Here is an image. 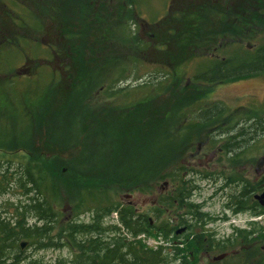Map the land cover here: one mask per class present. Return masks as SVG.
Returning a JSON list of instances; mask_svg holds the SVG:
<instances>
[{
	"label": "trees",
	"instance_id": "16d2710c",
	"mask_svg": "<svg viewBox=\"0 0 264 264\" xmlns=\"http://www.w3.org/2000/svg\"><path fill=\"white\" fill-rule=\"evenodd\" d=\"M19 1L26 4L22 5L24 13H29L34 19L31 26L24 22L23 11L18 9V6L21 5ZM113 1L110 0L111 6H113ZM120 1L122 4L119 6V2L116 0L119 12L122 14L126 9L125 1L129 5L128 16L130 19L136 18L138 9L136 10V7L133 9V5L139 4L138 0ZM83 2V6L75 4L73 8L76 9L80 6V11H83L84 8L86 12L89 9L93 10L87 5L86 0ZM59 3L60 0H0V49L15 48L19 50L22 58L16 65L26 60L34 62L33 65L39 69L43 65H48L52 72L50 88H0V134H3L1 133L3 128H10V133L5 135L7 142L3 140L4 135L0 136V149L12 153L22 152L23 147L16 148V150L2 146H11L12 140L33 143L35 138L42 137L40 134L41 123H46L47 120L44 119L46 116L51 118L53 124H56L53 129L51 125L54 137L60 125L61 129L63 128L64 123H61L60 115L65 106L58 107L56 95L53 92L56 88H52L53 84L55 86L57 83L66 82L71 88L63 103L72 100L74 94L81 95L79 100L82 104L87 101V106L80 110L82 118L78 119V130L75 132L78 140L74 144L80 152L78 155L80 159L76 164L73 163L74 168L70 164L66 165L73 175L72 177L63 175L62 172L56 170L57 162L44 155L26 153L27 155H23L17 162H12L6 155H3V159L0 160V191L5 193L17 187L21 195L19 203L11 204L15 208L13 212H7L5 207L2 208L5 212H0V264H42L39 260H29L23 255L27 245L35 244L38 247L43 245L53 248L71 247L76 251V264H175L177 260L182 261V259L184 264H198L200 255L205 250H218L222 254L228 249L244 245L243 249L231 256L230 260L238 259L237 264H240V260L244 264H264L263 260L254 258L258 252L257 244L264 238V228L257 226L256 222H250L248 228L236 227L235 236L229 238L230 240L212 239L214 234H209L204 223H201L204 221V214L200 211L199 205L192 202L193 193L198 186L194 183V179L188 178L191 175L190 172L193 171L190 168L196 167L195 163L193 164L196 161L195 158L203 156L200 150L201 146L207 150L214 149V145L218 141L215 133L219 134L217 127L230 124L229 118H232L234 114L233 111H229L228 107L221 109L213 117L209 114L211 107L222 105L221 103H210L208 100L207 95L214 90L212 86L264 75V0H172L173 10L171 9L167 13L164 21L167 24H177V26L181 24L180 31L178 30V33L177 31L169 32V39L164 36L161 38V42L154 39L153 45H149L140 37V34L137 35L130 29L124 28V25L120 23L118 32L111 33L107 23L103 22V18L97 17L96 19L108 28L103 35L104 44H100L99 48L95 47L97 51L95 53L88 51L83 56L81 55L83 68L79 67L80 62L75 61L73 55H67L71 64L63 62V69L60 71L53 70L50 61L51 58L57 60L60 57L62 59V54L58 56L56 52L57 54L53 56L52 53L55 52L46 51L40 58L31 59L17 42L18 37L22 40L29 39L23 36L22 31L30 30L33 35L39 36L37 42L43 41L48 49L55 48L54 45L46 41V36L49 35L48 25L42 26L41 21L37 18H48L52 24L60 25L61 23L59 29L64 33L66 43L71 46L70 51L76 46V41H85L86 36L79 35L85 26L84 19L83 23L79 21L80 13H74L76 19L71 25L70 20L68 23L67 20L72 15L68 16L67 11L64 12L66 9L62 8ZM95 4L97 3L95 2ZM102 6L103 9L106 8V4ZM42 7L48 12H44ZM33 10L35 13L32 12ZM72 10L71 8L69 11L71 14L75 11ZM86 16L84 14V18ZM104 16L106 17V15ZM65 18L66 25L63 26ZM156 23H151V26L154 25L153 28H156ZM144 24L151 27L150 23L146 21ZM171 29L170 26L166 30ZM155 30H152V38L154 34L156 37L157 31ZM71 36H76L72 43L69 40ZM87 39L86 37V41ZM111 39H116V43L122 49L125 46L128 47L129 58H125L126 60L120 57L115 58L119 65L123 66L122 69H125L127 64L132 65L131 72L134 74L141 66V62L145 58L144 55L146 56L151 49L162 55L165 54V59L168 64L173 66V70L197 57L214 58L213 63L207 67L206 71L197 73L194 80H190L186 84V86L190 84L188 89L191 91L202 90L205 96L196 97V101L202 100L192 107L187 106L185 109L178 107L176 110L167 112L162 118L149 119V127L146 128L148 122L144 121V117L139 118L138 114L144 115L143 107L149 99L153 98L152 96L162 95L161 91L166 88L165 83L166 81L168 83L172 74L164 75V79L156 85L159 86L155 89L156 92L151 91L148 95L140 93L139 99L133 100V102L127 99V102L122 101V103L116 104L117 96L120 98L130 95L129 90H114L115 82L119 81L118 77H124L129 69L126 72L124 70L116 77H102L101 70L105 66H109L114 59V57H109L111 50L109 51L107 48L109 45L111 46ZM258 39L261 43L257 46L254 41ZM243 42L254 46L251 49H244L245 56L239 57L232 50V44H239L242 47L241 43ZM4 43H7V46L3 47ZM165 45L167 50L161 48ZM102 47L106 50L103 55L100 54ZM222 51L229 56L221 57L218 53ZM124 52L123 50L122 53L124 54ZM46 54L49 56L45 58ZM42 60L45 62L42 63ZM16 65L10 66L3 72L0 70V74L5 76L4 82H0V87L11 80L12 72L17 69ZM34 74H40V70L37 72L36 69ZM31 75L25 76L28 78ZM181 81L182 78L179 77L178 85ZM146 85H151V83L145 82L138 87ZM99 93L106 96L107 99H111L110 103L113 106L100 105ZM133 104L132 109H123L126 105ZM113 107L120 108L121 113L127 112V114L119 116V119L112 122L116 123L114 125H110L111 122L99 123L92 130L90 141L92 144H89L90 142L82 137L83 134L87 138L90 137L89 126L86 122L88 111L90 114L94 109L105 112ZM141 108L142 110L139 111ZM248 110L250 114L245 117L244 123L237 122V119L236 122L234 121L240 127L231 132L232 134H229L224 144L220 146L219 149L223 150V156L220 155L218 159L220 164L229 166L232 171L226 179L227 183L235 182L240 187L230 195L227 206L234 213L248 210L252 215L258 216L264 214V207L254 197L264 190V176L260 179L250 180L240 172L235 173L239 169L256 165L258 156L256 151L264 146L263 140L262 143L259 142L260 134L257 135L256 123H258L259 112L254 108ZM52 113L57 115L55 120ZM166 124L169 125L166 137H162L163 134L159 136L158 130L164 129ZM132 129L133 133L131 134ZM220 130V133H225L223 127ZM128 134L130 136L125 140V136ZM196 134L202 136L198 137ZM48 135L49 141L54 140L50 132ZM143 135L148 138H142ZM121 137H123L124 144L133 139L139 142L138 144L133 142L135 144L131 145L132 153L129 154L128 166L117 170V175H119V179H117L108 173L110 171L108 166L110 160L108 159L121 150V146L116 147L114 143ZM99 138L102 144H99ZM169 138L178 139L180 143ZM93 152H103V154L95 156ZM260 162H264V157L261 156ZM10 163L14 164V167ZM94 164H99L100 169L92 167ZM78 173H81L82 177L76 178ZM84 173L95 175H92L93 178L87 181L83 176ZM96 175L99 176L97 180ZM147 181L151 185L149 184L145 188L148 185ZM161 182L169 186L165 192H157L154 187ZM123 192L128 194L157 192V199L151 206L155 218L147 217L141 212L137 213L134 206L119 202L118 195ZM63 206L69 207L70 211L77 215L91 211L94 215L92 225L65 221L64 218L62 219L63 211H60ZM114 212L119 216L117 223L104 225V219ZM3 213L7 214L3 215ZM10 213L11 215H9ZM174 215L178 218V223L175 224L173 223ZM29 217L36 221L41 220L43 223L41 225L29 224ZM155 220H158L159 224ZM180 225H184L185 231H190L186 237L187 245L184 249L174 246L169 248L164 244L152 248L140 238L143 234L149 237L162 236L164 240H169L171 236L177 238L180 237L177 233ZM93 235L95 237H92ZM241 240L243 241L241 242ZM23 243L25 246L22 245ZM182 251H184V256H181ZM56 264H64V262L59 260ZM211 264H219V262Z\"/></svg>",
	"mask_w": 264,
	"mask_h": 264
},
{
	"label": "rangeland",
	"instance_id": "374dc122",
	"mask_svg": "<svg viewBox=\"0 0 264 264\" xmlns=\"http://www.w3.org/2000/svg\"><path fill=\"white\" fill-rule=\"evenodd\" d=\"M87 5L92 7V11L87 10L88 12L85 11V8L83 11H80V6H78L76 9L73 8L74 5L81 4L82 6L84 5L83 0H60L59 5L66 9L64 12L67 11L68 16H71V18L67 20V23L70 20V24L72 25V22L76 19L74 16L75 12L80 13V20L81 23H83L84 19V24L85 26L83 27L84 29L79 35H85L88 39L86 41L79 40L76 41L77 44L74 46L71 51L70 48L71 46L66 43L65 36L63 35L64 33L60 31L59 26L56 23H51V21L47 19H39L40 24L43 26L45 24L48 25V33L49 35L46 36V41L50 42L54 47H50L49 49L46 48V45L41 42H37L36 40H39V36L33 35L31 31L26 30L22 31L23 36H26V38H31L29 39H24L22 40L20 37H18V43L23 49V52L30 57L31 59H38L40 58L44 52L49 51V52H55L52 53L53 56L58 53V56L62 54V59L59 57V59L55 60L54 58H51L50 61V66L51 68L58 69L59 71L63 69L64 63L71 64V60L68 56L73 55V58H75V61L80 62V68H83L82 62V57L85 54V52H97L95 47L101 46L100 44H104L103 40V35L104 32L108 29L107 27H104V23H107L108 27L111 30V33H117L118 32V24L120 23L121 25H124V28L130 29L132 32L137 33V35L140 34V37L144 41H147L149 45H153L155 43L154 41L157 40L161 42V38L166 36L168 38V33L173 32V31H180L181 24H172V23H165V17L171 9L172 5V0H138L139 4H134L133 9L136 10L138 9V14L136 18L130 19L128 16V8L129 5L126 4L124 1V5L126 9L122 12V14L119 12V6L121 3L120 0L119 6L117 8V3L116 0L111 2L110 0H86ZM76 2V3H75ZM95 2L97 4H95ZM20 6H18V9L20 11H23L22 5H26L23 1H19ZM106 4V8H102V5ZM96 5V6H95ZM113 7V9H112ZM73 9L72 11L73 14H71L70 9ZM102 8V10H101ZM44 12H48L47 9H44L42 7ZM38 12L40 10H37ZM33 13L34 10L32 11ZM23 19L26 25H32L33 24V17L28 13H24L23 11ZM84 14L87 16L84 18ZM99 14V15H98ZM106 15V17L104 16ZM110 15L111 18H110ZM33 16V15H32ZM100 18L103 20L102 22L96 18ZM65 20V21H64ZM63 20V26L66 25V18ZM150 23H156V28L154 25L149 27L147 24H144V22ZM20 26L21 22H19ZM144 24V25H143ZM112 25H114V28H112ZM172 27L171 30H166L169 27ZM121 28V27H120ZM156 29V37L154 34V37L152 38V30ZM108 30V31H109ZM45 34V33H44ZM106 34V33H105ZM47 35V34H46ZM83 35V36H84ZM82 36V37H83ZM108 36V35H107ZM76 36H71L69 40H71V43L74 41ZM262 38V37H261ZM35 39V40H33ZM155 39V40H154ZM169 39V38H168ZM260 39V38H259ZM255 40L254 44L259 45L261 42L260 40ZM3 42V39H1ZM99 42V43H98ZM96 43V45H94ZM242 47L239 44H232L233 48L237 55L239 57H244L245 56V50L244 49H251L253 48L250 46V44H247V42L241 43ZM7 46V43L3 44V47ZM160 47L159 45H157ZM99 48V47H98ZM108 50L110 51L109 57L114 59L110 63L109 66H105L101 70V75L102 77H116L119 74L123 73L124 70L125 72L127 71L124 75V77H118L119 81L115 82L114 90H119V89H125L129 90L130 95L126 96H121L120 98L116 97V104L127 102L129 99L130 101L133 102V100H137L140 97V93H147V95L151 91L156 92V88L159 86H156L159 84L163 79L164 75L167 73H171L172 75L169 78V81L165 83L166 88H164L161 92V96H152V99H149L145 106H139L143 107L144 110V115L138 114L139 118L144 117V121L148 122V125L146 128L149 127V119L154 120L156 117L162 118L163 115H165L167 112L176 110L178 107L184 108L185 107H192L193 105H196L199 103L202 99H199L196 101V97L202 98L204 97L203 91H191L188 88H190V84L188 82L190 80H194V76L197 73H201L206 71L207 67L211 66L213 63L214 58H201L197 57L194 60L188 61L176 69L173 70V66L168 64L167 60L165 59L166 55L161 54L159 52H156L154 49H151L146 56L144 55L145 58H143V61L141 62V66L139 69L134 73L131 72L132 70V65H126L122 69L123 66L119 65V62L117 61V58L115 57H120L123 58V60H126L125 58H129V53L127 50L128 47L125 46L123 49L119 44L116 43V39H111V46L109 45ZM111 48V49H110ZM162 49L167 50V46L165 45L164 47H161ZM159 49V48H157ZM53 50V51H52ZM123 50L125 51L124 54L122 53ZM57 52V53H56ZM231 52V51H229ZM20 51L16 50L15 48L13 49H0V56L2 60L0 61V70L1 72L6 71L10 66L16 65L19 60L22 58V55L19 54ZM48 53V52H47ZM106 50L105 48H101L100 54H105ZM233 53V52H232ZM221 57L225 55V52L222 51L218 53ZM68 55V56H67ZM49 54H46L45 58L48 57ZM128 56V57H126ZM210 56V55H209ZM226 57L229 56V54L225 55ZM62 61V63H61ZM45 60H42V63H44ZM64 62V63H63ZM101 62V61H100ZM34 62L31 61H26L23 60L20 62L19 65H16L15 69L12 73L13 76L11 77V80L8 81L5 85L1 86L0 88H50V81L52 78V72L49 68L48 65H43L40 67H35L33 65ZM36 63V62H35ZM73 63V62H72ZM127 63V62H126ZM170 63V62H169ZM62 65V66H61ZM37 72L40 70V74H34V72ZM77 70V68H76ZM11 74V73H10ZM19 74V75H16ZM31 75L27 78L25 75ZM175 76L174 78H172ZM179 77L182 78V81L179 84ZM7 78V77H6ZM5 80V76L3 74H0V82L3 83ZM67 80V79H66ZM65 80V81H66ZM68 81V80H67ZM145 82H150L151 85H146L142 87H138L141 84H144ZM192 82V81H191ZM186 86V87H185ZM214 90L210 92L207 97L210 103H221L222 105L219 106H213L209 110V114L213 117L216 115L221 109H225V107L229 108V111H233L234 114L232 118H229V123L225 126H222L223 129L225 130V133H220V129L222 128L221 126L217 127L219 130V134L215 133V136L217 138V142L214 145V150H219L220 146L224 144L226 139L228 138L229 134H232L231 132L238 130L240 125L236 124L235 120L237 119V122H240L241 124L244 123L245 117H247L250 113L248 109L254 108L255 111L259 112L258 114V123H256V128H257V135L260 134V143L263 140L264 143V75L254 77V78H249V79H244L236 82H231V83H221L217 85L212 86ZM54 89L53 92H55L56 99L58 102V107L61 105L65 106L63 113L60 115L61 123L63 122V128L61 129L60 127L57 129L55 137L53 136V126L56 124H53L51 118H48L46 116L44 119L47 120L46 123H41V129H40V134L42 137H39L38 139L35 138L33 143L31 141H25L20 142L17 140H12L11 146L4 145L2 147L5 148H10V149H16L23 147L22 152L12 153V152H7L5 149H0V160L3 159V155H6L9 160L12 162H17L20 160L23 155H27L28 153L32 155H44L47 156L50 160H55L57 162L56 164V170H59V172H62L63 175L66 176H73L70 173V170L66 168V165L70 164L73 167V163L76 164L78 162L79 154L80 152L75 148V141L78 140L77 134L75 133L76 130H78V119L82 118L80 115V110L81 108L84 109V107L87 106V101H85L83 104L81 103L80 94H74L72 95V100H69L68 102H65V97H67V94L70 92V87L64 82L63 84H56L52 86ZM152 88V89H150ZM99 103L100 105L104 106H113L110 102L112 101L111 99H107L106 96L101 95L99 93ZM206 97V98H207ZM208 106V104H206ZM133 105H126L125 108L128 110L129 108L132 109ZM120 108H110L107 109V111L103 112V110L99 109H94L92 110L91 114L90 111H88V117H87V123L89 126V132H90V137L87 138L85 134L82 135L83 138L87 139L86 141L90 142L92 138V130L99 124V123H107L111 122L110 125H114L116 123H112L119 119V116L121 115H126L127 112H120ZM135 110V109H134ZM142 108L139 110L141 111ZM102 111V112H101ZM138 112V110H137ZM224 112V111H222ZM49 114V113H48ZM52 117L54 120L57 118L56 114L52 113ZM148 120V121H147ZM235 121V122H234ZM233 124H232V123ZM254 123V122H252ZM236 124V125H235ZM52 125V129H51ZM93 125V126H91ZM235 125V126H234ZM91 126V127H90ZM233 126V127H232ZM169 130V125H165L164 129H159L158 130V135H162V137H166V131ZM13 132H15L13 130ZM48 132L51 133V135L54 137V140L49 141V135ZM119 132V131H118ZM0 136L4 135L3 140L7 142V139L5 138L6 134L10 133V128L5 129L3 128ZM133 133V129L131 130V134ZM192 133V132H191ZM194 134V133H193ZM147 135V134H146ZM146 135H143L142 138H148ZM197 135V134H196ZM130 134L125 136V140L129 138ZM198 137L202 136L200 134L197 135ZM71 138V141H70ZM121 137L120 139L116 140L114 143L116 147L121 146V150L110 156L108 160H110L108 166L109 170L108 173L111 176H115L118 178L119 175H117V170H122L125 167H127V163L130 160L129 154L132 153L131 150V145L135 144L133 142H136L138 144L139 141L133 139L132 141L126 142V144L123 143ZM141 138V137H139ZM14 139V138H12ZM174 142L180 143L178 139L175 138H169ZM99 144H102L101 139H98ZM145 142V141H144ZM89 144H92L90 142ZM17 150V149H16ZM10 151V150H9ZM117 149L115 150V152ZM27 153V154H26ZM93 154L96 156H100L103 154V152H93ZM253 154V153H252ZM257 156V164L254 166H248L245 169H239V171H235V173H241L244 176L248 177L250 180H255L257 178H263L264 176V162L259 163L261 156L264 157V146L260 147L259 150L256 151ZM211 154L208 153L206 156H204L201 160L196 159V161L193 162L196 167L190 168V170H196L197 171H191V175L188 176V178L194 179V183L198 186V188L194 191L193 196H192V202L196 205H199L200 211L204 214V221L201 223H204L205 228L209 234H215L218 238L225 237L226 239L232 238L235 236V231L233 229V226H237L239 228H248L250 227V220L251 217H254L250 213V211H244L241 212L240 214L235 215V213L232 211V209H229L227 204L229 203V197L232 193H235L238 189H240L239 185H237L235 182L232 184L227 183V177L230 176L231 169L228 167H224V165H219L216 167L215 165L210 162L207 164L208 159ZM99 161V159H98ZM97 161V162H98ZM81 162V161H80ZM138 162V161H137ZM1 163V161H0ZM12 164V163H10ZM14 167V164H12ZM12 167V166H11ZM17 167V166H16ZM92 167L96 169H100L99 164H94ZM119 167H122L119 169ZM74 168V167H73ZM83 168V166H82ZM127 169V168H126ZM125 169V170H126ZM91 173H84L83 176L84 178L88 181L91 180L93 177ZM98 179V175H96ZM82 177V174L78 173L76 178ZM95 177V176H94ZM147 188L149 184L151 183L147 181ZM168 186V185H167ZM164 182H161L160 184H156V189L157 192L163 190L164 188L167 187ZM157 192L153 194H148V193H139V192H134L131 193L132 196L126 197L128 194L127 192H123L118 195V201L121 202L122 204H128L129 201L133 202H139L140 205V212L145 213L147 217L155 218L153 212L151 211V206L152 204L156 201L157 199ZM21 198L19 188L15 187L14 189L3 193V191H0V212H13L14 211V205L12 206L11 204H16L19 203ZM142 202H148L149 204L145 207H142ZM5 207V210L2 208ZM70 207V205H69ZM69 207H61L60 211H63L62 219L64 218L65 221L68 222V217L71 218V220L77 219L79 220L78 216L76 213H73L70 211ZM250 210V209H249ZM7 213H3L5 215ZM11 215V213L9 214ZM165 218L167 217V214L164 215ZM175 216V215H174ZM118 215L116 212H114L111 216L107 217L104 219V225H110V224H116L118 220ZM259 221H256L257 226L263 227L264 228V217L260 220L259 217L255 216ZM80 219L84 220L86 222H89L87 224H92L94 220V215H92V212L89 211L87 213H82L80 214ZM256 220V219H255ZM36 222L35 219L29 217L28 218V223L29 224H34ZM38 222V221H37ZM66 222V223H67ZM157 224H159L158 220H155ZM154 222V223H155ZM194 222V220H193ZM173 223H178V218L175 216ZM184 227V225H180L179 228ZM194 230V228H193ZM188 231V230H187ZM182 232L180 237L177 238H171L169 240H164L162 236H154V237H149L146 234H143L140 236V238L143 240V242L152 248H157L161 244L166 245L169 248H172L171 246H174L175 248L179 249H184L186 247V242H187V235L190 232ZM48 242V241H46ZM241 245H238L235 250H239ZM258 252L254 256V258H258V260H263L264 261V238L262 241L258 242ZM235 250L233 249H228L227 252H234ZM182 255L184 256V251H182ZM75 254L76 251L72 249L71 247H44L40 248L38 245H27L24 248V256H26L29 260H39L41 261L42 264H56L58 263L59 260H63L64 264H76L75 263ZM223 254V253H222ZM221 255V252L218 250H205L201 253L200 255V261L198 264H210L213 262L214 257ZM231 255H235L232 254ZM180 256V257H181ZM182 259V258H181ZM231 257L228 258V260H218L214 262H219V264H237L239 262L238 259H233L230 260ZM233 262V263H232ZM175 264H184V261H176ZM240 264H244L240 260Z\"/></svg>",
	"mask_w": 264,
	"mask_h": 264
},
{
	"label": "flooded vegetation",
	"instance_id": "af4514ba",
	"mask_svg": "<svg viewBox=\"0 0 264 264\" xmlns=\"http://www.w3.org/2000/svg\"><path fill=\"white\" fill-rule=\"evenodd\" d=\"M200 150H201V153L203 154V156H201L200 158H197V159H202L204 156H206L208 153H210L211 155L209 156V157H207V159H208V162H207V164H209L210 162H212V164L213 165H215L216 167H218L219 165H222V164H220L219 163V156L221 155V156H223L222 155V153H223V150L222 149H219V150H214V149H210V150H207V149H204V146H201V148H200ZM259 163H261L260 161H259ZM224 167H226V165L225 166H223V168ZM257 179H259V178H257ZM169 188V186H167L166 188H164L163 190H161L162 192H165L167 189ZM12 190V189H11ZM262 192V191H261ZM260 192V193H261ZM131 196H132V194H131ZM130 198V197H129ZM128 204H130V205H132V206H134V208H135V210H136V212L137 213H139L140 212V207H139V205H140V203L139 202H133V201H129L128 202ZM149 203L148 202H142V207H145V206H147ZM263 207H264V204H261ZM229 209H231L230 207H228ZM234 212V211H233ZM241 212H237V213H235V215H237V214H240ZM143 214H145V213H143ZM146 215V214H145ZM79 218V220H77V219H74V220H71V218L70 217H68V222L69 223H75V224H84V225H92V224H87V223H89V222H86V221H84V220H81L80 219V215L78 216ZM43 223V221H41V220H38V222L36 221L34 224H36V225H41ZM183 228H185V227H183ZM185 230H186V228L184 229V232H185ZM235 230V229H234ZM91 235H92V233H91ZM90 235V236H91ZM96 236H98V235H96ZM79 237H80V235H79ZM92 237H95V235H93ZM216 239V240H219V241H224V240H230L229 238L228 239H226L225 237H221V238H218L215 234L213 235V237H212V239ZM243 240H241V242H242ZM44 246V245H43ZM41 246L40 248H44V247H46V246ZM243 246L244 245H241L240 247V249L239 250H235V249H233V250H235L234 252H236V253H233V252H228L229 254L224 258V260L226 259V258H228V257H231V256H233V255H231V253L232 254H237L241 249H243ZM47 248V247H46ZM215 260H213V262H214ZM212 263V262H211ZM210 263V264H211Z\"/></svg>",
	"mask_w": 264,
	"mask_h": 264
},
{
	"label": "water",
	"instance_id": "95a60500",
	"mask_svg": "<svg viewBox=\"0 0 264 264\" xmlns=\"http://www.w3.org/2000/svg\"><path fill=\"white\" fill-rule=\"evenodd\" d=\"M127 196H129V195H127ZM255 199L258 200L261 204H264V191L261 192V193H259V194H256V195H255ZM184 229H185V228H181V229H179V230L177 231V233H181V232H183ZM22 245L25 246V243H23ZM226 255H227L226 253H225V254L218 255V256L214 257V260H216V261L221 260V259L225 258Z\"/></svg>",
	"mask_w": 264,
	"mask_h": 264
}]
</instances>
